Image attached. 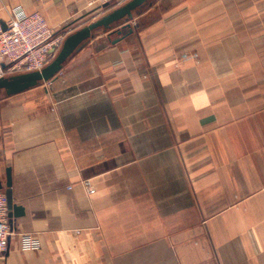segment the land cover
Masks as SVG:
<instances>
[{
    "label": "crops",
    "instance_id": "obj_1",
    "mask_svg": "<svg viewBox=\"0 0 264 264\" xmlns=\"http://www.w3.org/2000/svg\"><path fill=\"white\" fill-rule=\"evenodd\" d=\"M90 1L0 18L70 34L108 13ZM131 24L1 95L0 181L25 215L0 264H264V0H152Z\"/></svg>",
    "mask_w": 264,
    "mask_h": 264
},
{
    "label": "built area",
    "instance_id": "obj_2",
    "mask_svg": "<svg viewBox=\"0 0 264 264\" xmlns=\"http://www.w3.org/2000/svg\"><path fill=\"white\" fill-rule=\"evenodd\" d=\"M130 0H91L89 6L98 11L120 7ZM107 5V6H105ZM102 13V12H101ZM3 27L0 18V78L18 73L41 70L51 62L61 49L68 31L51 27L45 16L39 12H25L14 9ZM89 186V192L95 189ZM15 228L9 217L8 199L0 189V257L8 250ZM38 241L32 235L24 236V247H37Z\"/></svg>",
    "mask_w": 264,
    "mask_h": 264
},
{
    "label": "water",
    "instance_id": "obj_3",
    "mask_svg": "<svg viewBox=\"0 0 264 264\" xmlns=\"http://www.w3.org/2000/svg\"><path fill=\"white\" fill-rule=\"evenodd\" d=\"M151 2L152 0H130L126 4L111 10L90 24L70 33L66 37L55 58L41 70L28 71L0 78V97L1 95L12 96L19 94L43 82L54 79L63 69L68 59L79 51L88 40L93 38L96 30L100 28H103L105 31L112 33L117 32L124 35L123 29L129 27L130 32H133L131 22L134 19V14ZM122 21H126L125 25H122L120 29H115V26ZM2 24L3 27L6 28V23L4 21H2ZM12 185V169L8 167L6 185L0 181V189L4 190L6 193L9 217L14 226L15 218L25 215V207L14 202Z\"/></svg>",
    "mask_w": 264,
    "mask_h": 264
},
{
    "label": "rangeland",
    "instance_id": "obj_4",
    "mask_svg": "<svg viewBox=\"0 0 264 264\" xmlns=\"http://www.w3.org/2000/svg\"><path fill=\"white\" fill-rule=\"evenodd\" d=\"M91 8L94 9L93 7H91ZM110 10H111V8H109V9H105L104 11H105V12H106V11L109 12ZM104 11H103V12H104ZM94 12H95V10H93V11L91 12L92 15L94 14ZM103 12H102V13H103ZM98 15H100V13L97 14L96 16H98ZM94 17H95V16H94ZM103 30H104L103 28H100V29L96 30L95 34H96V33H99V32H103Z\"/></svg>",
    "mask_w": 264,
    "mask_h": 264
}]
</instances>
